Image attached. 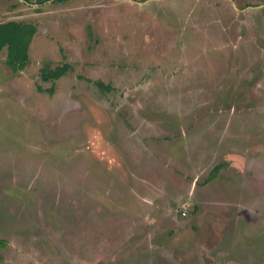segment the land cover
<instances>
[{
  "label": "rangeland",
  "instance_id": "rangeland-1",
  "mask_svg": "<svg viewBox=\"0 0 264 264\" xmlns=\"http://www.w3.org/2000/svg\"><path fill=\"white\" fill-rule=\"evenodd\" d=\"M9 20L37 31L23 71L0 52V264H264V0H0Z\"/></svg>",
  "mask_w": 264,
  "mask_h": 264
},
{
  "label": "trees",
  "instance_id": "trees-1",
  "mask_svg": "<svg viewBox=\"0 0 264 264\" xmlns=\"http://www.w3.org/2000/svg\"><path fill=\"white\" fill-rule=\"evenodd\" d=\"M27 1V0H24ZM65 2L67 0H59ZM37 26L31 22L9 20L0 22V52L7 49L6 64L17 73L23 71L30 63V47L36 34ZM67 67L55 69L43 68L41 77L43 80H56L64 75ZM101 88L106 87L102 82L97 83ZM220 165L216 166L207 181L216 178ZM2 246L5 244L1 243Z\"/></svg>",
  "mask_w": 264,
  "mask_h": 264
}]
</instances>
